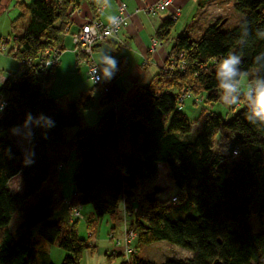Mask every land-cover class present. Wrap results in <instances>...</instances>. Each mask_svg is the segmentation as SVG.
<instances>
[{"label":"trees","instance_id":"obj_1","mask_svg":"<svg viewBox=\"0 0 264 264\" xmlns=\"http://www.w3.org/2000/svg\"><path fill=\"white\" fill-rule=\"evenodd\" d=\"M219 1L230 3L236 13L233 27L225 28L229 18L207 19L204 12L213 1L199 0L201 13L175 37L146 86L126 92L116 86L127 68L122 61L111 79L91 84L74 101L47 93L49 73L59 60L41 72L39 67L44 50H61L56 46L78 6L72 0H34L31 7L24 0L13 2L18 14L6 36L12 44L7 55L18 63L29 60L31 66L0 85L5 103L0 113V264H52L49 246L65 254L60 264H79L83 253L93 250L88 242L103 218L112 230L123 221L120 237L107 236L115 246L126 228L135 235L129 245L133 253L121 251L119 264H264V125L250 123L241 103L236 111L229 108L228 120L206 114L195 131L179 133L170 128L171 121L166 127L185 101L217 105L215 65L229 51L242 56L241 67L248 72L254 70L253 58L264 52V39L255 38V30L264 29V0ZM85 3L93 18L83 25L97 21V10L104 6L102 0ZM173 13L160 20L153 37L161 46L177 19ZM244 24L252 37L241 47ZM169 62L181 68L163 72ZM184 92L190 98L181 103ZM94 107L109 109L93 129H85L79 112ZM29 123L35 128L22 152L11 131ZM68 129H76L71 139L64 135ZM71 157L76 163L73 192L55 196L49 184L65 172ZM160 168L168 171L167 185L179 192L173 203L158 199L166 189L158 185ZM15 177L20 192L10 189ZM66 203L80 208L81 219H69ZM61 207L67 220H54ZM83 208L90 210L87 216ZM80 222L86 240L78 236ZM161 241L190 257L155 263L141 255V247Z\"/></svg>","mask_w":264,"mask_h":264},{"label":"crops","instance_id":"obj_2","mask_svg":"<svg viewBox=\"0 0 264 264\" xmlns=\"http://www.w3.org/2000/svg\"><path fill=\"white\" fill-rule=\"evenodd\" d=\"M34 1V0H33ZM137 3L135 4L132 0H109L110 7L102 6L100 8V12L96 13V16L94 19L101 23H106L107 19L106 17L108 15H116L117 7L120 3H124L125 8V16H126V23L125 26L120 30V32L111 40L100 43L95 46L93 51V61L97 65V57L98 53L101 49H105L111 52V54L116 57L118 64L119 62L124 61L126 63V72L122 77H119L115 80L116 86L126 92L130 90L133 86H146L151 79L159 73L160 67L163 65L164 60L166 56L168 55L166 52L162 51L160 48H155V50H150V41L144 40L143 42L139 38L138 32L142 29L141 22L145 21L146 19L141 18L142 13H145L141 8L148 3H155L158 0H136ZM186 0H173V9L174 12L178 11L177 8L174 6V4H180L184 3ZM86 4V3H85ZM143 4V6H142ZM146 6V5H145ZM141 7V8H139ZM78 9V7H76ZM14 9V8H13ZM16 10V9H15ZM172 13V12H171ZM18 14V12H17ZM17 14L15 17H10L9 13L6 8L0 12V38L8 36L10 32V24L11 22L17 17ZM71 14V23L69 24V27L67 29V33L63 35L62 38H60V41L58 42L57 46L59 49H61L59 62L58 64L50 71L49 78H50V86L48 88V95L52 99H59L62 97H65L66 99L70 101H74L79 99V97L83 94H86L88 91L92 89V85L87 81L84 71L80 72L81 67H77L75 64L76 56L73 53V45L71 43V35H73L83 24H85L87 21L93 18V15H91L89 9L87 6H85V9L83 11H77L72 10ZM147 15V13H146ZM180 17V11L178 12L177 18ZM141 18V19H140ZM158 28V27H157ZM157 30V29H156ZM156 31L154 32L155 36ZM159 44V43H158ZM161 46V45H159ZM153 67L155 70H153V75H145V72H147L148 68ZM59 77L61 86L58 89H54L52 85L54 86L53 82L54 80H57L56 78ZM68 82V83H67ZM55 83V82H54ZM97 96L94 95V99H96ZM109 108L104 109H97L92 108L89 111H80L79 116L81 119L82 127L85 129H93L95 125L98 122V119L107 112ZM26 124L20 126L23 127ZM19 127V128H20ZM17 128L16 130L18 131ZM35 125L33 123L27 124V129L18 131L16 134L17 139L18 137L23 139L24 142L27 143L28 146V140L29 137L34 130ZM67 131V130H66ZM65 131V132H66ZM64 132L65 137L67 136ZM76 130L68 133V139H71ZM15 139V138H14ZM14 181H18V184L16 185V188L14 189L12 187V184ZM67 183L68 186L71 188L72 194V184H71V174H68L66 172H60L57 174L56 179L53 183L49 184V187L53 191L55 196H63L61 192H59V185L57 183ZM10 189L14 192H20L21 191V185L19 182L18 177L13 178L10 181ZM65 197V196H63ZM62 210V211H61ZM64 214H63V213ZM84 215L87 216L90 212L88 208H83ZM59 216L55 217L56 214H59ZM61 216H66V213L64 209L61 207L58 212L54 214L53 219H62ZM57 218V219H55ZM65 220H67V216L65 217ZM108 220V219H107ZM106 218H103L100 221V226L104 225L105 230H101L100 232H94L95 236L93 235V238L88 242L90 243L93 250L86 251L83 253L79 264H119L121 258L119 257L121 250L120 248H115V243L108 240V234L112 233L115 234L116 237H120L121 233V227L116 228L115 230H112V225L109 224V220L107 221ZM108 226V227H107ZM105 233V236L102 237L101 233ZM82 239V238H81ZM85 239V238H84ZM86 240V239H85ZM47 253L49 256V259L52 264H60L62 261V258L64 257V253L60 251L56 246H49L47 247ZM112 257V258H108ZM118 259V262H115Z\"/></svg>","mask_w":264,"mask_h":264},{"label":"rangeland","instance_id":"obj_3","mask_svg":"<svg viewBox=\"0 0 264 264\" xmlns=\"http://www.w3.org/2000/svg\"><path fill=\"white\" fill-rule=\"evenodd\" d=\"M72 1L75 5L78 6L79 11H83L85 9V6H86L85 0H72ZM121 1H125V3H127L126 0H121ZM133 1L135 4L137 3L136 0H133ZM211 1H213L212 4L207 6L204 12L207 15L206 16L207 19L209 18L210 20H214L215 18H218V17L229 18L228 21L225 23V28L230 29L231 27H233L236 23V18H235L236 13L232 11L230 3L229 4L227 2L223 3L222 1H219V0H211ZM13 2L14 0H8L5 6L10 17H15L17 14V11L13 9L12 7ZM198 2L199 0H186V2H184L183 4L182 3L174 4V6L178 10L177 12L180 11V17H178L176 21L174 22L165 42L162 43V46H159L158 44L157 48L161 47L162 51L166 52L167 54L169 53V49L173 45L175 37L179 35L185 29V27L189 26L192 20L195 19L201 13L202 10L198 6ZM24 3L27 5V7H31V5L33 4V0H24ZM153 4L146 2L145 4L146 6L145 5L143 6L142 4L143 7L142 8L139 7V8H141L142 10V9H145L146 7L152 6ZM172 6H173V3H172ZM172 6L163 12H156V13H149V14L147 13V15L146 13H142L141 15H139L141 16V18L146 19L145 21L141 22L140 25H142V29L138 32L139 38L141 39L142 42L144 40L149 41L150 39H153L154 32L156 31L160 20H163L164 18H168L170 15H172L171 12L172 13L174 12V9ZM3 9L4 8L0 9V12H2ZM199 18L202 19L203 17L201 16ZM11 47H12V44L9 43L5 48L6 49L5 52L0 53V85L6 79L12 78V76L16 74L18 71V67H19L18 61L14 59L12 55L10 56L7 55V51ZM153 70L155 69L150 66L147 72H145V75L146 74H148L149 76L153 75V72H154ZM80 72H82V69H80ZM56 79L57 80H54L55 83L53 82L54 86L52 85L54 89H58L61 86V84H63L66 81L64 80V82L60 83V81L58 80L59 77H57ZM191 102L192 101H189V100L185 101L184 105L182 106V110L176 113V115L170 116L168 118L166 127L169 125V122L171 121L170 128L176 129L179 133L183 134V133H187L190 131H195L199 127L204 116L208 113L215 112L217 114H220L225 120H228L231 117L232 111H236L235 106H233L234 107L233 110L230 111L229 110L230 107L224 105L221 99L219 100V102H217V105H215V107H209L206 104H201V103L199 104L197 103L196 106H193ZM26 129H27V124L23 127H20L18 131H22ZM74 130L76 129H68L65 132V134L67 135L65 138L68 139L67 138L69 136L68 133ZM18 131L16 129L12 130L11 135L12 137L15 138L20 150L24 152L26 150L27 143L24 142L23 139L21 140V138L19 137L18 139L16 138L17 137L16 134H18L17 133ZM75 165L76 163L71 157L66 165L65 172L72 175L73 173L72 171H74L73 169H75L74 167H76ZM163 170L165 169H162V168L159 169L158 185L163 186L166 189L161 195H159L158 199L160 201H169L172 197L178 195L179 192L176 188L167 185L168 183L165 178H166V175H168V171L167 170L163 171ZM17 184H18V181H14V183L12 184V187L15 189ZM57 185H59V192H61L63 196L66 197L71 193V188L70 186H68L67 183L59 182L57 183ZM59 215L60 213L56 214L55 217ZM65 217L61 216L63 220H65ZM212 219L214 221H217V217L215 214L212 215ZM253 223H255V220H253ZM116 227L117 228L121 227L123 229L124 227L123 221L119 222L116 225ZM101 230H105V226L104 225L100 226L99 224L97 226L96 232H100ZM125 230L127 232V228ZM77 232L80 238L86 239V231H85L83 222L79 223ZM123 232L125 231L123 230ZM101 233H103V231ZM104 236H105V233L102 234V237ZM115 248L116 249L120 248V250L122 249L121 246H118V247L115 246ZM140 253L141 255H145L149 261H152L155 263H160L165 260L172 259V258L183 259V258L190 257L189 252L182 250L176 246H172L165 241L156 242L148 246H143L140 248ZM115 262H118V259Z\"/></svg>","mask_w":264,"mask_h":264},{"label":"clouds","instance_id":"obj_4","mask_svg":"<svg viewBox=\"0 0 264 264\" xmlns=\"http://www.w3.org/2000/svg\"><path fill=\"white\" fill-rule=\"evenodd\" d=\"M105 7H110L109 0H102ZM107 22L116 27L120 20L115 15H108ZM252 33L246 24L241 26L239 45H247ZM255 38L264 39V29L255 30ZM242 56L236 51H229L215 65L220 99L231 107L241 103L246 105L245 118L252 124L264 125V52L253 58L254 70L242 69ZM118 61L110 51L101 49L97 57L95 72L105 79H111L118 70Z\"/></svg>","mask_w":264,"mask_h":264},{"label":"built area","instance_id":"obj_5","mask_svg":"<svg viewBox=\"0 0 264 264\" xmlns=\"http://www.w3.org/2000/svg\"><path fill=\"white\" fill-rule=\"evenodd\" d=\"M15 2L19 3L22 0H14ZM173 0H158L155 4H153L150 7H146L143 11L145 13H156V12H163L166 9L170 8L172 6ZM57 5L60 4L59 1L56 2ZM125 4L120 3L117 7L116 15L120 23L116 27H112L108 22L101 23L99 21L91 22L86 25H83L80 30L72 37V43L75 46V52H76V66L81 67L84 71L85 77L87 81L92 85L102 84L105 82V78H102L98 75V73L95 72L96 70V64L93 61V47L96 44H99L103 41H109L113 39L120 30L125 26L126 23V16H125ZM97 12H100V9L97 10ZM178 16V12H174L172 19L175 20ZM11 43L10 40L6 37H3L0 39V53L5 52L6 46ZM158 46L157 41L153 38L150 41V50L153 51ZM60 51H51L50 49L44 50L41 55V65H40V72L41 70H46L50 67H53L57 64L60 56ZM180 59V57H179ZM180 63V62H179ZM18 66H20V69L17 71L15 76L13 77V80H16L22 73H24L28 68H30V61L28 60H21L18 63ZM175 67L181 68V64L179 66H176L173 62H169L168 66L164 68L163 72H171ZM190 98V95L188 92H184V94L180 98V102L182 103L183 99ZM5 108V103L3 98L0 96V113ZM175 201L174 198H172L171 202L173 203ZM66 206H68L69 210V219H81L80 215V208L79 207H70L68 203H66ZM135 212V210H134ZM124 235L121 240L116 242V246L122 247L123 254L126 253L127 255L132 254V249L129 247V245L132 243V240L134 239L135 235L132 232L131 229L124 230Z\"/></svg>","mask_w":264,"mask_h":264},{"label":"water","instance_id":"obj_6","mask_svg":"<svg viewBox=\"0 0 264 264\" xmlns=\"http://www.w3.org/2000/svg\"><path fill=\"white\" fill-rule=\"evenodd\" d=\"M8 0H0V9L4 8L7 4ZM212 264H219L217 261L213 262Z\"/></svg>","mask_w":264,"mask_h":264}]
</instances>
